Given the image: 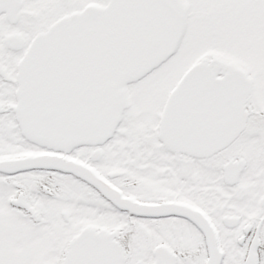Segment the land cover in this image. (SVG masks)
I'll return each instance as SVG.
<instances>
[{
  "label": "snow or ice",
  "instance_id": "obj_1",
  "mask_svg": "<svg viewBox=\"0 0 264 264\" xmlns=\"http://www.w3.org/2000/svg\"><path fill=\"white\" fill-rule=\"evenodd\" d=\"M0 264H264V0H0Z\"/></svg>",
  "mask_w": 264,
  "mask_h": 264
}]
</instances>
